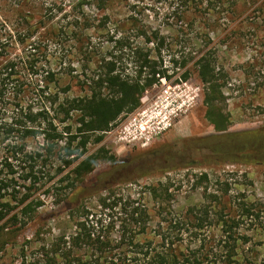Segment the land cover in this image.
<instances>
[{"label":"trees","instance_id":"16d2710c","mask_svg":"<svg viewBox=\"0 0 264 264\" xmlns=\"http://www.w3.org/2000/svg\"><path fill=\"white\" fill-rule=\"evenodd\" d=\"M226 1L229 3L185 0V9L176 13L177 20L181 26L189 20L187 26H192L201 20L209 22L216 14L218 17L231 15L236 0ZM111 2L82 0L79 3V12L66 23V28L63 26L54 32L57 36L65 35L73 45L67 60L61 63L60 73L47 71L46 78L38 81L27 94L25 85L17 78V64L8 57L0 64V253L28 225L38 222V211L51 198L56 206L72 200L67 217L74 222V232L44 244L36 230L32 241L24 240L20 244L18 264H264V251L259 254L256 249L244 247L252 234L243 236L239 243V231L247 226L253 234L264 238V205L260 203L242 202L243 208L234 221L235 217L225 219L232 212L231 206L218 202L225 205L215 213L222 221L223 236L218 246L209 250L202 246L200 251L192 253H183L175 242L167 240L170 236L166 233L158 243L140 242L141 237L149 234L148 209L127 201L121 204L120 211L126 219L120 223L114 239V209L123 202L112 190L114 183L102 189L107 195H98L96 203L100 210L95 221L87 206H80L77 194L83 188L84 179L98 163H116V157L105 148L89 153L88 146L99 144L104 133L122 115L135 112L144 94L161 80L170 82L176 77L174 82H186L190 72L195 71L205 88L206 120L218 131L225 129L224 116L218 107L224 99L221 81L225 76L216 70L210 32L196 29L200 43L186 40L179 45L180 57L165 64L162 51L173 50L172 44L165 43L158 29L138 27L136 23L125 28L127 24L121 25L111 13ZM90 5L108 7V13L91 16L84 10ZM26 30L27 34L15 32V43H24L32 37V27ZM90 31L93 33L89 34ZM96 33L99 36L95 37ZM118 33L120 37L114 40ZM105 43H114V47L110 49ZM4 45H0V58L7 56ZM113 49H118L119 54H114ZM75 64L89 74L81 80L78 78L74 86L71 73L76 72ZM61 68L67 71L62 72ZM74 89L79 94L75 95ZM227 137L236 149L248 148L253 152L242 155L243 163L264 164V128L229 133L220 140ZM32 142L34 148H28ZM220 146L215 144L214 154L224 152ZM209 198L213 203L219 200L214 194ZM159 202L163 203L164 199ZM41 242L42 246L31 250L32 244ZM259 245L264 250V243Z\"/></svg>","mask_w":264,"mask_h":264},{"label":"rangeland","instance_id":"374dc122","mask_svg":"<svg viewBox=\"0 0 264 264\" xmlns=\"http://www.w3.org/2000/svg\"><path fill=\"white\" fill-rule=\"evenodd\" d=\"M81 2L0 0V45L7 46V56L0 58V64L6 62V57L17 64V78L25 85V94L46 78L47 71L60 73L61 63L67 60L73 45L65 35L57 36L54 32L63 26L66 28V23L79 12ZM111 4V13L121 25L127 24L125 28L136 23L138 27L158 29L165 43L172 44L173 50L162 51L165 64L180 57L179 45L186 40L200 43V35H195L196 29L204 28L210 32L216 70L225 76L221 81L224 99L218 106L224 116L225 129L218 131L206 120L205 88L195 71L190 72L186 82H174L176 77L170 82L160 81L144 94L141 106L135 112L122 115L104 133L99 144L88 146L89 153L105 148L116 157V163L100 162L95 166L77 194L79 204L87 206L95 221L100 210L96 203L98 195H107L108 192L102 189L114 183L112 190L116 198H123L114 209L112 218L116 223L112 231L114 239L118 236L120 223L126 219L120 211L121 204L127 201L148 209L149 234L141 237L140 242L152 240L154 244L158 243L166 233L170 236L167 240L175 242L183 253L200 251L202 246L209 250L218 246L223 236L222 221L215 213L225 205H218V202L231 206L232 212L224 216L227 220L238 215L243 208L242 202L264 205V164L243 163L242 155L253 152L248 148L236 149L229 137L220 140L229 133L264 128V0H236L232 16L228 13V16L218 17L216 14L209 22L201 20L192 26H187L189 20L184 21L183 26L177 20L176 13L185 9V0H112ZM84 10L91 16L108 13V7L97 8L95 5ZM31 27L32 37L24 43H15V32L27 34L24 31ZM119 37L118 33L114 40ZM30 42L34 43L30 45ZM104 46L112 49L114 43H105ZM113 52L119 54L118 49ZM74 68L76 72L71 76L75 86L78 78L81 80L89 72H84L76 64ZM61 71L67 70L61 68ZM79 92L74 89L75 95ZM134 119L146 128L149 135L152 134L148 141L121 139V127ZM215 144L221 145L220 150L224 152L214 154ZM34 146L32 142L28 148ZM105 172H109L108 175H103ZM164 187L168 189L165 191ZM210 194L219 200L213 203ZM162 199L164 202L160 203ZM71 202L56 206L51 198L46 199V205L38 211V222L28 225L15 241H10L6 250L0 253V264H18L20 244L24 240L32 241L36 230H39L44 244L62 234L71 235L75 229L74 222L67 217ZM175 222L179 224L174 225ZM239 232V243L243 236L252 234L244 247L263 253V246L259 244L264 243V238L253 234L249 226ZM42 245V242L32 244L30 248L34 251Z\"/></svg>","mask_w":264,"mask_h":264},{"label":"built area","instance_id":"2783aa9c","mask_svg":"<svg viewBox=\"0 0 264 264\" xmlns=\"http://www.w3.org/2000/svg\"><path fill=\"white\" fill-rule=\"evenodd\" d=\"M120 132L121 134H123V137H121V139H125L128 141L136 140V139L139 140L146 139L148 141L152 135V134L150 135L148 134L149 132L146 131L145 127L141 126L140 123H138L137 119H134L131 122H129L127 125L121 127Z\"/></svg>","mask_w":264,"mask_h":264}]
</instances>
